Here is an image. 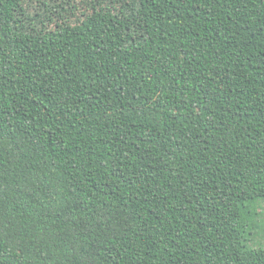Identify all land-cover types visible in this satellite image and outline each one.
Here are the masks:
<instances>
[{"label": "trees", "instance_id": "obj_1", "mask_svg": "<svg viewBox=\"0 0 264 264\" xmlns=\"http://www.w3.org/2000/svg\"><path fill=\"white\" fill-rule=\"evenodd\" d=\"M70 1L29 72L0 0V264H264V0ZM130 3L141 36L80 54Z\"/></svg>", "mask_w": 264, "mask_h": 264}, {"label": "rangeland", "instance_id": "obj_2", "mask_svg": "<svg viewBox=\"0 0 264 264\" xmlns=\"http://www.w3.org/2000/svg\"><path fill=\"white\" fill-rule=\"evenodd\" d=\"M46 1L47 5L44 6L41 0H22L9 23L13 31L29 37V44L34 51L33 59L27 65L29 72L66 63L72 57L70 46L67 44L69 30L64 28V22L73 24V18L69 14L72 3L70 0ZM82 3V0H75V4L80 8L74 10L78 15ZM107 18H110L107 23L99 22V19L91 23L87 39L79 49L80 54H85L86 51L95 53L99 49L108 50L129 44L128 34L136 38L141 36L142 22L137 15L136 5L130 3L124 8L110 9ZM258 224L259 228L253 239L264 245V203Z\"/></svg>", "mask_w": 264, "mask_h": 264}]
</instances>
